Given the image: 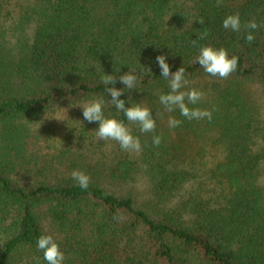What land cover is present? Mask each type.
<instances>
[{
	"label": "trees",
	"instance_id": "1",
	"mask_svg": "<svg viewBox=\"0 0 264 264\" xmlns=\"http://www.w3.org/2000/svg\"><path fill=\"white\" fill-rule=\"evenodd\" d=\"M229 14L262 23L264 0H0V264H46L41 234L64 264H264V27L248 43L222 27ZM201 45L238 57L237 70L207 75ZM158 55L205 93L195 107L211 121L164 111ZM128 71L137 87L120 99L156 121L149 134L130 125L138 155L98 140L72 107L110 101L101 75L120 89ZM104 114L128 123L110 104Z\"/></svg>",
	"mask_w": 264,
	"mask_h": 264
},
{
	"label": "clouds",
	"instance_id": "2",
	"mask_svg": "<svg viewBox=\"0 0 264 264\" xmlns=\"http://www.w3.org/2000/svg\"><path fill=\"white\" fill-rule=\"evenodd\" d=\"M218 6L222 5L223 0H216ZM203 24V20H199ZM222 27L226 30L230 29L233 32H240L245 29L247 34L245 39L248 43L254 41V31L264 27V22L257 23L255 20H250L241 23L239 14H229L222 22ZM208 36L205 31L198 34L199 40H204ZM196 40H193V45ZM159 68L161 69L160 76L168 83L169 91L167 93H160L158 102L163 107L164 111L168 113L179 112V115L188 121L207 119L211 121L212 111L195 107L204 99L205 93L195 87H189L190 80L185 75L184 67L178 68L175 72L170 70L169 64L166 62L164 55L156 57ZM195 61L201 66L203 71L211 76L219 79H227L232 73L237 70L238 57L229 56L225 48H214L211 45H201ZM151 72L150 69H146ZM101 82L103 84L111 85L106 88V93L110 94V101H106L104 97H93L89 100L83 101L72 107H80L82 109V116L84 120L89 123L98 122V128L95 130V136L100 141H114L120 148L126 152L139 154L142 151L141 140L138 136H134L130 125H136L140 133L149 134L155 133L156 121L153 118L152 110L140 103L126 107V102L120 99L124 89L129 91L136 89L137 76L128 71L119 76V82L125 87L117 89L112 86L117 83L115 75L102 74ZM112 105L118 113H123L126 117L127 124L123 120L115 117H108L104 114L105 105ZM193 105V107H189ZM58 120H63L60 117H51ZM183 121L174 116H169L168 126L170 128L179 127ZM162 142L160 135L152 136V144L159 147ZM71 178L76 181L77 185L82 189H87L90 184V177L80 170H73ZM37 249L43 253V260L46 264H64L65 255L61 250L59 244L50 234H41L36 241Z\"/></svg>",
	"mask_w": 264,
	"mask_h": 264
}]
</instances>
